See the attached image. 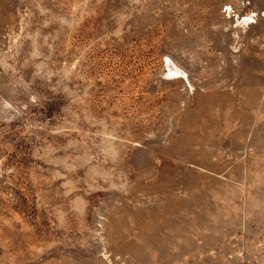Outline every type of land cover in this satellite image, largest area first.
I'll return each instance as SVG.
<instances>
[{"label":"rangeland","instance_id":"rangeland-1","mask_svg":"<svg viewBox=\"0 0 264 264\" xmlns=\"http://www.w3.org/2000/svg\"><path fill=\"white\" fill-rule=\"evenodd\" d=\"M0 264H264V0H0Z\"/></svg>","mask_w":264,"mask_h":264},{"label":"bare ground","instance_id":"bare-ground-1","mask_svg":"<svg viewBox=\"0 0 264 264\" xmlns=\"http://www.w3.org/2000/svg\"><path fill=\"white\" fill-rule=\"evenodd\" d=\"M238 18V17H237ZM252 18H253V16H251V15H244V16H242L241 17V15H240V18H238V23L240 24V25H242L243 27L244 26H246L247 24H248V22L249 21H251L252 20ZM237 23V24H238ZM171 63V62H170ZM169 67V66H168ZM174 67V66H173ZM169 70V69H168ZM173 70H174V68H173ZM176 71H177V68H176ZM180 71L178 70V73H179ZM172 73V72H171ZM178 73H176V75L178 74ZM182 73V72H181ZM175 75V74H174ZM179 75V74H178ZM186 76V75H185ZM185 76H184V78H185ZM179 77V76H178ZM181 77V76H180ZM183 77V76H182Z\"/></svg>","mask_w":264,"mask_h":264}]
</instances>
